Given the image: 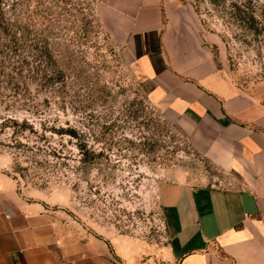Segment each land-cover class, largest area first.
Masks as SVG:
<instances>
[{
  "label": "rangeland",
  "instance_id": "1",
  "mask_svg": "<svg viewBox=\"0 0 264 264\" xmlns=\"http://www.w3.org/2000/svg\"><path fill=\"white\" fill-rule=\"evenodd\" d=\"M72 1L80 12L71 10L66 16V45L80 71L63 101L31 87L34 98L27 102L0 83V121L11 116L30 124L6 122L1 127L3 169L24 197L55 211L82 233L106 240L122 264H162L167 237L159 182L221 186L229 175L208 163L186 132L144 98L140 75L121 42L110 35L121 30L116 12L102 8L98 0ZM182 1L200 19L219 78L264 105V28L255 35L246 31L229 16L228 0ZM251 1L264 7V0ZM27 105L43 114L28 113ZM40 122L74 126L88 149L99 155L80 163L75 139L41 131Z\"/></svg>",
  "mask_w": 264,
  "mask_h": 264
},
{
  "label": "crops",
  "instance_id": "2",
  "mask_svg": "<svg viewBox=\"0 0 264 264\" xmlns=\"http://www.w3.org/2000/svg\"><path fill=\"white\" fill-rule=\"evenodd\" d=\"M144 98L176 123L223 185L161 181L162 264H264V105L218 76L200 19L182 0H98ZM0 155V264H122L110 244L24 197Z\"/></svg>",
  "mask_w": 264,
  "mask_h": 264
},
{
  "label": "trees",
  "instance_id": "3",
  "mask_svg": "<svg viewBox=\"0 0 264 264\" xmlns=\"http://www.w3.org/2000/svg\"><path fill=\"white\" fill-rule=\"evenodd\" d=\"M77 4L72 0H0V83L3 88L12 95L26 98L27 102L34 98L30 95L31 87L36 92L49 91L63 101L68 95L69 82L80 71L72 65L75 60L66 45L69 38H66L64 23L71 10L80 12L75 7ZM227 6L229 16L251 34H258L264 28V7L257 8L251 0H228ZM84 26H80L82 31L86 30ZM46 98L42 101H48ZM25 110L30 114H43L35 105H27ZM20 120L18 123L14 117H3L0 129L6 122L30 128L26 118ZM40 129L74 138L82 164L93 162L99 155L88 149L90 146L87 147L81 132L74 126L55 127L40 122Z\"/></svg>",
  "mask_w": 264,
  "mask_h": 264
}]
</instances>
